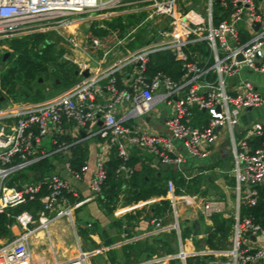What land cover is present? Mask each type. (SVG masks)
I'll list each match as a JSON object with an SVG mask.
<instances>
[{
  "label": "built area",
  "instance_id": "built-area-1",
  "mask_svg": "<svg viewBox=\"0 0 264 264\" xmlns=\"http://www.w3.org/2000/svg\"><path fill=\"white\" fill-rule=\"evenodd\" d=\"M110 9L142 15L139 22L112 35L116 44L126 45L128 39L131 43L138 29L148 28L145 43L126 53L117 63L98 71L76 62L69 54L71 58L65 60L76 66L78 75L88 69V77L45 102L24 105L8 99L0 109V180L41 159L35 156V145L49 134V130L54 135L61 133L66 123L84 130L96 121L101 122L97 134L104 139L105 145L95 158L88 183L89 196L83 202L101 197L109 149L114 150L119 160L114 175L127 179L133 171L126 164L132 149L148 154L166 168H179L187 159L207 158L223 131L228 141L235 196L230 249L213 251L214 258L205 264H264V246L253 245L245 235L249 232L253 238L264 240V228L251 217L239 215L240 207L255 206L257 188L264 186V142L253 150L248 145L251 137L261 135L262 128L251 121L238 137L233 131L242 113L259 108L263 98L248 80L234 84L228 81L240 70L264 75V0H0V42L48 30L60 35L70 24L82 20L80 16ZM72 35L68 34L67 42L71 50L77 51L80 44ZM91 44L99 47L100 41L93 39ZM200 44H204L209 53L207 67V59L191 50ZM158 52H167L180 63L181 73L177 80L161 71L147 74L149 56ZM4 53L9 55L11 50L0 46V57ZM126 67L130 68L127 73L123 72ZM102 91L107 95L106 102L94 103ZM122 105L126 106V111L117 119L114 110ZM159 105L166 112L163 121L166 134L146 132L142 128L146 120L143 119ZM193 108L207 116L201 128L189 125ZM134 118L141 120L133 123ZM64 169L75 181L87 171L85 165L76 170L68 162L64 163ZM192 177L185 179L188 181ZM41 190L45 191L39 199L41 210L35 216L25 211L15 216L13 225L23 233L0 246V264H86L88 254L79 248L70 257L47 261L41 256H31L27 248L28 225L34 223V217L38 228H45L49 222L45 214L54 208H63L56 211L55 216L70 218L67 196H74V191L57 175L49 174L36 182L15 186L1 184L0 213L34 200ZM120 199L119 194L113 210L120 206ZM160 201L167 203L165 216L169 221L164 223L165 216L148 217L149 231L155 234L173 231L179 236L181 229L193 228L198 219L212 230V216L227 217L220 201L200 195L176 194L170 180L165 183L162 197L132 208ZM135 236L128 237L122 231L120 242L128 244L135 241ZM201 237L200 233H190L188 240ZM112 248L113 245H99L95 252L101 254ZM189 255L179 245L178 253L166 259H177L184 264Z\"/></svg>",
  "mask_w": 264,
  "mask_h": 264
},
{
  "label": "crops",
  "instance_id": "crops-1",
  "mask_svg": "<svg viewBox=\"0 0 264 264\" xmlns=\"http://www.w3.org/2000/svg\"><path fill=\"white\" fill-rule=\"evenodd\" d=\"M141 16L142 15H130L125 14L124 12H115L113 9L98 10L93 12V15L84 16L82 20L73 22V25H71L77 30L78 27L80 28L84 24V21H87L86 23L91 21L90 25L83 26L84 30L88 28V36L83 35V39L80 37L82 45H80V48L77 51L72 53L71 57L78 63L87 64L88 68L92 69V71H98L117 63L126 53L134 51L142 46L145 43V37L141 36L133 48L127 49L124 47L127 44H116L114 40L115 38H113L112 35L119 34L124 27L128 28L133 26L139 22ZM99 32L100 34H97ZM69 33H67V35ZM71 34L73 33L71 32ZM136 35H138V33H136L135 36ZM93 39H98L101 43V40H103V43L99 47H91L92 50L89 46H86L85 43H88V41L91 43ZM82 40H84V42ZM104 43L107 44L104 46ZM91 63L95 64L96 68H90L89 65ZM73 66L75 73L77 68L74 64ZM129 71V67L123 69V72L127 73ZM75 77L77 76L75 75ZM115 77L117 79L119 78L118 75H115ZM239 80L250 81L254 85L257 93L263 98V103L259 108L246 110L241 116H246L247 118L251 117V121H256L261 125V135L257 137L262 138L264 142V75H256L249 71L240 70L236 75L230 77L228 81L229 83L234 84ZM80 81L81 79L79 80L77 77L76 81L71 86L73 87L77 85ZM36 85L39 86V82ZM71 86L59 89L50 97V99L60 95L67 89L71 88ZM26 97L23 101L17 102L24 105L33 104L29 103ZM106 100L107 95L102 91L99 96L95 97L94 103L103 104ZM3 106L4 104H1L0 109L3 108ZM125 111V105L118 106L114 110V115L119 119ZM162 112L163 110L160 105L151 110L148 113V118L144 117L143 119H147V121L145 120L146 122L144 121L143 123V130L150 133L166 134L163 126L164 117H162ZM206 118L207 116L203 111L193 108L189 125L201 128L205 125ZM98 122L99 121H96L93 125L87 126L84 130L77 129L73 123H66L62 127L61 133L54 135L51 130H49V134L35 145V156L45 159L47 165L54 168L52 174L65 180L74 191V196H71L73 202L67 198V208L70 210V218L64 219V216H55L56 211L62 208L58 207L45 214L46 218L49 219L45 228L37 227L35 217L34 223L28 225L30 234L26 240L27 248L31 256L35 258L41 256L46 261L53 258L62 260L72 256L77 248H79L81 251L88 254L86 264H175L179 262L177 259L167 260L166 256H175L178 253V246L180 245L184 252L190 254L185 259L184 264H193V261L197 264H205L204 260L208 261L213 259L214 257L211 255L212 252L220 250V248L229 241V235L220 246L210 248L207 244V236L209 232H211V229L204 226L202 219L194 221L193 228L191 229H181L179 236L173 231L159 232L157 234L151 233L149 231L150 225L146 215L149 211V207L156 204V202L132 208L138 205V203L162 196L150 197L146 200L137 201L128 205L120 204L118 208L108 215L102 213L95 200L83 202L89 196L88 183L92 175L91 171L93 169L95 158L103 150L105 145L104 139L100 138L97 134L101 129V124ZM225 141L226 134L222 131L218 135L213 146L210 148L208 157L214 153L216 154V152H221L224 149H227ZM71 145L78 147V150H75L73 155L71 152L72 148H70ZM58 146L62 148L58 150ZM249 148L252 150L255 149L250 145ZM112 153L113 149H109L106 155V162L112 156ZM134 155L139 159V162L135 165V169H139L140 166L143 165L150 170H161L158 167L156 160L148 154L132 149L130 151V156ZM73 158H76V160L81 159L80 166L85 165L87 167V171L82 175L79 181L72 180L64 169V163H69L68 160ZM229 179L231 181L230 188L234 202L233 178L230 173ZM78 203L81 204L78 205ZM136 212L139 213V216L137 217L135 226L132 228L131 232L128 233V237H134L136 235V239L128 244L121 243L120 232L115 224L118 221L122 222L125 216H133ZM210 224L213 227L212 222H210ZM21 233L23 232L15 225H10V236L0 238V246L7 244ZM190 233H193V235H198L200 233L202 237L200 239L194 238L189 241L188 236ZM250 240L253 245L264 246V240L260 237H254ZM134 243L135 245L132 250H130V255L126 257L123 247ZM99 245H113V248L107 252L98 254L95 252V249ZM141 247H148V250H141ZM198 247H201V249H197ZM194 259H197L198 261Z\"/></svg>",
  "mask_w": 264,
  "mask_h": 264
},
{
  "label": "trees",
  "instance_id": "trees-1",
  "mask_svg": "<svg viewBox=\"0 0 264 264\" xmlns=\"http://www.w3.org/2000/svg\"><path fill=\"white\" fill-rule=\"evenodd\" d=\"M45 34L46 33L32 34L24 36L20 39H11L7 42V47L11 50V53L5 59L4 62L6 63V66L1 71L0 105L4 104V102L8 99H12L16 102L23 101L27 96V93L32 92L33 84H37L40 77H44L45 79V77H49L50 74L55 75V78L51 82L52 87L59 85L61 88H67L76 81L77 77L74 75V69L70 70L71 68H65V65L61 64L52 68L51 65L54 62L53 59L45 58V48L49 45V43H47V39L45 38ZM191 50H195L202 56L203 59H207L208 62L206 67L209 65V53L204 44L195 45ZM1 60L2 57H0V63ZM158 71L165 73L172 80H177L181 73L180 63L174 61L167 52L154 53L149 56L147 74L151 75ZM18 86L19 89H17ZM262 143V138L257 136L251 137L248 140V144L255 149ZM70 148H72V155L75 153V150H78V147L73 145H71ZM68 161L70 167L76 170L81 165V159L76 160V158H73ZM138 162L139 159L137 156H129L126 164L132 168V174L127 179L118 178L114 175V170L117 167L119 160L116 158L113 150L112 156L104 165L106 179L101 189V197L95 200L99 209L105 215L112 212L116 201H118L119 194H121L120 204L128 205L137 201L146 200L150 197L163 196L165 193V183L168 180L172 181L176 186V194H179V188L182 186L186 185L185 188L187 189V182H191L193 179V181L196 180L195 176H193L194 178H191V180L186 182L180 171L169 167L164 171L159 169L155 171L150 170L143 165H141L139 169H135V165ZM45 166H48L45 159H40L35 163L29 164L22 170L32 169L36 171V174L33 175L31 180L25 179V176H20L22 170H19L16 171L19 174H13V176L9 177L6 185L15 186L17 184L36 182L44 176H42V172ZM165 174L168 176L163 177ZM257 190L258 198L255 206L252 208L240 207L239 215L251 217L254 223L264 228V186L258 187ZM44 194L45 191L41 190L34 200L27 201L24 204L7 209L6 211L0 213V238L10 236L9 227L14 223V218L19 213L25 211L32 216H35L36 213L41 210V203L39 199ZM67 198L73 202L71 196H67ZM167 210V203L165 201H160L149 207L146 217L165 216ZM138 216V212L134 213L133 216H125L123 221H118L115 226L119 232L124 231L127 235H129L128 233L131 232L132 228L135 226ZM211 220L213 229L207 236V244L210 248H215L220 246V244L227 239L230 233L232 220H224L219 215L212 216ZM122 226L124 227L122 228ZM134 245L135 243L123 247L126 257L130 255V250H132ZM141 248V250H148V247Z\"/></svg>",
  "mask_w": 264,
  "mask_h": 264
},
{
  "label": "rangeland",
  "instance_id": "rangeland-1",
  "mask_svg": "<svg viewBox=\"0 0 264 264\" xmlns=\"http://www.w3.org/2000/svg\"><path fill=\"white\" fill-rule=\"evenodd\" d=\"M101 1L106 2L107 0H101ZM80 17H84V15ZM86 22L87 21H84V24L80 28L78 27L77 30H75L74 26H72L73 24L72 25L70 24L67 30L61 31L60 35H58L54 31H50V30L47 31V33L45 34V38L47 39V43H49V45L48 47L46 46L45 48V53H46L45 58L53 59L54 62L51 65L52 68H55L58 64H61V65H65V68L66 67L71 68L70 70L74 69L73 64L65 60V58H67L69 54L71 56V54L75 51V50H71L72 48L70 46V43L67 42V36H68L67 33L72 32L73 33L72 36H74L75 38L77 37L76 41L78 45L79 44L82 45L80 41L81 40L80 37H82L83 39V35L88 36V28L84 30L83 26L90 25L91 21L88 23ZM137 33L138 35L133 37V41L131 43H129V39L128 41H126L128 42V44L124 47H126L127 49L133 48L136 45L137 40L141 38V36L145 37L148 34V28H140L137 30ZM97 34H100V32ZM82 41L84 42V40ZM101 41L103 43V40ZM102 43L100 42L99 46H101ZM85 44L86 46H89V48L91 47L93 48V46L91 45L89 41L88 43H85ZM105 44L107 43H104V46ZM108 44H111V43H108ZM0 46L6 47L8 50H10L7 47V42H0ZM69 58L71 57H68V59ZM5 64H6L5 62L0 63V69L4 68V66H6ZM0 76H1V73H0ZM54 78H55V75L53 74H50L49 77H45V79L44 77L43 78L40 77L39 78L40 85L38 86L36 85V83H34L32 92L27 93V97H26L27 101H29V103H41V102H45L49 100L52 95H54L59 89H61L59 85L52 87L51 82ZM17 89H19V86ZM7 101L8 100L4 102V105L7 103ZM139 120H141V118L140 119L134 118L132 122L136 123ZM230 168H231V159H230L229 151L228 149H224L223 151L216 152V154L214 153L211 156L204 158V159H200V160L187 159L182 167L172 168V169L180 171L185 181H186L185 178H188V177L195 176L196 178L195 181H193L194 179L191 182L189 181L190 183L186 181L188 184L187 189L185 188L186 185L182 186L179 188L178 193H182L186 195H200L202 197H209L211 199L218 200L222 203V206L224 207L226 215H227L225 219L224 218L222 219L232 220V214L234 213V205H233L234 202H233V197H232L231 188H230L231 187V181L229 179ZM53 171H54V168L45 166L43 168L42 176L43 175L47 176L49 174H52ZM205 172H207L208 175H205ZM21 173H20V176H23V177L25 176L24 177L25 179L31 180L33 175L36 174V171L32 169H27V170L25 169L24 171L22 170ZM13 174L16 175L19 173L12 172L6 178L2 179V181L0 180V185L1 184L3 185L4 183L7 184L9 177L13 176ZM166 176L168 175L165 174L163 177H166ZM95 199L96 198H94V200ZM66 218L68 217L64 216V219ZM163 221L164 223H167L169 221L168 216H165ZM210 222H212L211 219H210ZM229 238H230V233H229ZM197 249H201V247H198ZM220 249L229 250L230 242L227 241V243L223 245ZM194 260L198 261L197 259H194ZM206 261L204 260L205 263ZM175 264H179V262ZM193 264H197V263L193 261Z\"/></svg>",
  "mask_w": 264,
  "mask_h": 264
},
{
  "label": "water",
  "instance_id": "water-1",
  "mask_svg": "<svg viewBox=\"0 0 264 264\" xmlns=\"http://www.w3.org/2000/svg\"><path fill=\"white\" fill-rule=\"evenodd\" d=\"M255 27H257V25H254ZM159 38H157V40H158ZM8 57V53H4L3 55H2V61H4L6 58ZM90 68H96V65L95 64H93V63H91L90 65ZM76 76H78L80 79H83V78H86V77H88V74H89V71H88V69H85L82 73H80L79 75H78V73L77 72H75L74 73ZM162 110H163V112H162V117H165V115H166V112H165V110L163 109V107H162ZM252 119H251V117H246V116H241L240 118H239V120L237 121V124L234 126V128H233V131H234V134H235V137H238L241 133H242V131H243V128L248 124V122L249 121H251ZM146 121H147V119H146ZM152 122V121H151ZM99 124H101V122L99 121L98 122ZM228 145V141L226 140L225 141V146H227ZM158 167L161 169V170H166V166L164 165V164H158ZM16 190H19V186H17L16 187ZM245 235H248L249 236V238L250 239H253V237L252 236H250V234H249V232H246L245 233Z\"/></svg>",
  "mask_w": 264,
  "mask_h": 264
},
{
  "label": "bare ground",
  "instance_id": "bare-ground-1",
  "mask_svg": "<svg viewBox=\"0 0 264 264\" xmlns=\"http://www.w3.org/2000/svg\"><path fill=\"white\" fill-rule=\"evenodd\" d=\"M69 56V55H68Z\"/></svg>",
  "mask_w": 264,
  "mask_h": 264
}]
</instances>
